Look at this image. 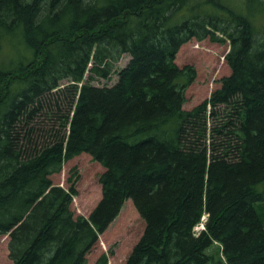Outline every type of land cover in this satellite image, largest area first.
Wrapping results in <instances>:
<instances>
[{
  "label": "trees",
  "instance_id": "16d2710c",
  "mask_svg": "<svg viewBox=\"0 0 264 264\" xmlns=\"http://www.w3.org/2000/svg\"><path fill=\"white\" fill-rule=\"evenodd\" d=\"M233 1L0 0V234L12 264H86L126 199L144 228L123 264H206L213 242L225 264H264V0ZM191 38L228 41L229 73L185 109L196 71L175 57ZM123 54L113 84L90 82ZM82 152L103 167L87 217L70 208L74 184L49 177Z\"/></svg>",
  "mask_w": 264,
  "mask_h": 264
},
{
  "label": "rangeland",
  "instance_id": "374dc122",
  "mask_svg": "<svg viewBox=\"0 0 264 264\" xmlns=\"http://www.w3.org/2000/svg\"><path fill=\"white\" fill-rule=\"evenodd\" d=\"M254 0H250L249 4ZM239 4L240 0H234ZM245 3V0H243ZM252 4H256L253 2ZM228 49V41L212 42L209 39L196 40L191 38L183 43L175 57L178 66L191 65L196 71L195 78L185 89L183 108L188 109L203 99L211 91L219 87L221 78L229 73V67L223 55ZM129 55L123 54L114 65L109 79L95 78L90 80L95 85H111L117 79V71L128 61ZM61 82L60 87L65 83ZM51 102L53 99L51 98ZM46 107L55 108L61 103L53 101ZM63 109V107L61 108ZM60 109V111H61ZM103 167L90 154L82 152L62 163L60 171L49 175L55 185L64 188L73 183L76 194L73 195L70 208L75 215L88 216L101 196L99 175ZM205 216H203L204 218ZM144 228V221L136 211L132 201L126 199L114 219L107 228L98 235L94 246L86 255V264H92L98 255L108 254V264H123L133 245L139 239ZM200 227L194 228L196 231ZM8 236L0 234V264H12L8 255ZM209 259L206 264H225L221 246L213 242L206 250Z\"/></svg>",
  "mask_w": 264,
  "mask_h": 264
},
{
  "label": "bare ground",
  "instance_id": "6f19581e",
  "mask_svg": "<svg viewBox=\"0 0 264 264\" xmlns=\"http://www.w3.org/2000/svg\"><path fill=\"white\" fill-rule=\"evenodd\" d=\"M203 216H205V215H202L200 222L197 223V224L195 225V227H194V228H196V227H198V226L200 227L199 229L196 230V232H198L200 229L203 230V223H202V221L205 219V217L203 218ZM194 231H195V230H194Z\"/></svg>",
  "mask_w": 264,
  "mask_h": 264
}]
</instances>
